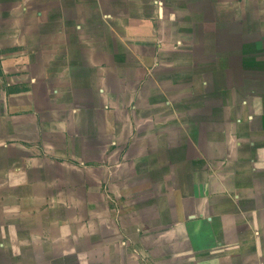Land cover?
<instances>
[{
    "label": "crops",
    "instance_id": "obj_1",
    "mask_svg": "<svg viewBox=\"0 0 264 264\" xmlns=\"http://www.w3.org/2000/svg\"><path fill=\"white\" fill-rule=\"evenodd\" d=\"M0 264H264V0H0Z\"/></svg>",
    "mask_w": 264,
    "mask_h": 264
},
{
    "label": "rangeland",
    "instance_id": "obj_2",
    "mask_svg": "<svg viewBox=\"0 0 264 264\" xmlns=\"http://www.w3.org/2000/svg\"><path fill=\"white\" fill-rule=\"evenodd\" d=\"M245 89H246V91H247V93H249V92H252L253 91V88H254V86L253 85H248V84H246L245 86H243ZM259 87V86H258ZM234 92H237L236 91V89H234L233 91H231V93H230V96L231 97H234ZM213 96H215L217 99H221V94H220V92H214V94H211V96H209V97H213Z\"/></svg>",
    "mask_w": 264,
    "mask_h": 264
}]
</instances>
